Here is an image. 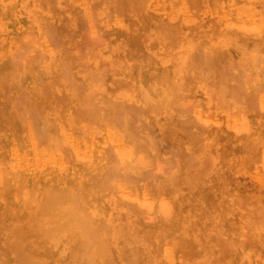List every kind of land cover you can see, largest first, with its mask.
<instances>
[{"label": "rangeland", "instance_id": "374dc122", "mask_svg": "<svg viewBox=\"0 0 264 264\" xmlns=\"http://www.w3.org/2000/svg\"><path fill=\"white\" fill-rule=\"evenodd\" d=\"M187 1L190 0H0V50L5 51L8 49L10 43L13 42V36H19V34L25 33L27 34V32H33V35L36 36L43 34L47 36L46 41L34 40L35 43L39 44L40 48L45 50L47 46L55 47L57 41L54 39V37H50L49 32L55 31V35L57 32L58 39H56H60L59 42L61 41V43H63H59V47L62 50L67 52L69 49L75 48L79 52L78 55L80 59L77 58V60L76 58H71L68 59L71 64L69 62V65H67V62L65 63L67 66L71 65L70 67L72 69L70 67L68 68L70 71H72L71 74L73 75L74 73L76 77V82L72 83V86L75 88H79L85 79L89 80L88 75L86 74L88 68H91L95 65L100 66V64H95L97 59L103 67L107 65L105 69H102V71L104 70L106 72L104 76L101 71V76L103 77H101L100 83L96 85L98 88L92 92V95L89 94V96V92L86 94L85 91H81L79 93L81 96L73 95L68 85L60 84L58 83V80L55 79L56 76L52 74L55 72L54 69H51V72L46 74L37 69L29 70L26 66L17 65V70L12 71L11 73L7 72V75L10 74L9 76H6L5 73V81L2 80V77L0 79V88L3 91L5 89H9V93L6 94L5 97H0V106L2 107L8 104V102L13 104L8 110L13 113L12 120L10 123H8L10 126L12 125V133H14L16 137L19 138L21 137L22 128L24 127L25 133H29L28 136H30V142L25 143L28 145L27 147L21 143V146L18 145V147L15 149H8V151L7 149L5 150L8 161L13 160L14 162H17L31 158L32 162L34 163L33 168L40 170L44 174H48L49 169H54L56 166H59L63 171L68 169L70 171L78 162L79 156H81L80 154L88 150H92L94 147H96V145H105L107 143V139L111 137L114 139L113 145L121 142V144L124 145L130 144L132 142L130 140H128L130 143L122 141L125 138V135L128 136V129H132V127H135L136 125L138 127L137 123L141 125L146 123L145 126L140 127L141 129L138 128L137 134L140 133V130H143V133H141L143 135L145 134V137L146 135L149 137L147 136L145 138L144 136L141 137L142 135L138 136L136 132H133L137 130L136 127L133 128V131L130 130L129 134L140 137L139 139L144 141V147L146 145V148L148 147L149 149L152 148L151 150H154V152H151V150H148L147 148V156L148 160H150L147 166H149L150 169L146 165L145 166L147 167L148 172H146V167H140L142 168L143 173L148 174V177H145L143 180L140 179H142L144 176H142V178L139 180H137L139 178L137 177L135 183L126 182V184L123 185V189L117 188L119 189L116 193L117 198L121 197L123 199H127V207H131L135 213H133V215L128 214L129 216H127V213L124 212L125 207L122 208L116 203L118 208L120 207L119 209H121L120 211L117 208V214H120L115 220L116 231L113 234L109 231L108 237L106 239V243L108 242L107 244H110L109 246L106 245V248L109 247L111 249V252L108 251L110 257L111 253L113 254L111 260L115 259L116 263L118 264H167V261L171 262V264H220V262L221 264H229L230 262L234 264L236 260L235 257L237 256V254H235L237 253L236 245L239 244L236 239L239 237V228H233L231 225L235 224L234 227L237 225V227H240V229L242 228V225H244L243 228L247 227L250 231L255 229V225L249 220V217H251L249 210H252V208L249 207V210H247L246 207L241 208L235 204H233L234 206L232 207L230 204L231 201L228 199L229 192H224L223 188L227 187L230 182H235L239 184L240 187H242L245 174L256 176L258 168L261 169L262 165L264 164V162H262L263 158L260 157L261 151L253 150L251 153L247 154V157L257 156L258 159H255L256 161H254L253 165L247 167H243L239 163V159H241L242 155L237 153L236 156L235 153L232 152L228 153L226 158L224 159L223 157L221 159L222 161L217 164V162L220 160V157H217V155L219 156V152L205 149L203 146L199 147L200 150L195 151L192 149L193 145L191 143L197 142V139L191 137L193 136L192 134L186 137L187 135L184 134L183 127L181 126L182 112H179L180 114L176 112L174 105L176 106L175 102L180 104L181 99L185 100L184 98H187V100L192 101L191 98L195 97V100L197 98V101L195 102V106L192 107L193 110L191 109L193 112H191V114L197 113L195 111V109H197L208 120L227 121L231 123L237 119L242 123L244 119L242 118L244 117L243 113L248 112L243 111L242 113L241 108L237 107L238 105L235 101L231 102L230 105L221 106L217 99H208L207 101L205 98H199V92H201L203 89L201 88V82H197L199 78L196 76L194 79L192 73H190L191 71L176 69V55H172L174 52L173 47H178L183 44L186 46L187 41L192 35H201V28L198 25L200 18L205 19L207 22L206 24L211 25L216 23V15H222L226 17L229 16V20L231 22L229 27L231 29L234 26H238L240 28L239 19H241V17L239 15V11L241 10L243 15L249 17L251 15L252 8L247 0H234L233 5L231 4V0H208L207 2L205 0H197L198 6L192 10H188L186 7ZM208 3L209 6H207ZM206 9H209L210 13H206ZM112 10H114V12ZM185 18H187V22L191 23L187 31H182L180 26L182 24L181 20ZM52 27L55 28V30H53ZM121 30H125L126 32L128 31L131 34L130 44H128L124 37L122 38H124L126 43L123 40L121 41ZM233 30L235 31L229 32L228 36L221 37L218 33H216V26L214 24V29L210 33L208 31V35L206 33L202 38H198L199 42H201L203 45L199 46L202 47V50L203 48H207L209 50L211 47L220 49L221 51L224 49L222 53H220L221 56L219 55V57H221L219 58V61H221L222 64H225L227 60L231 61L232 63H234V61L238 62L240 61L239 59L244 56L242 53H244L246 50L244 46H241V48L238 47L240 46V43L246 42V36L243 32L237 29ZM88 32H91V35H88ZM245 34L248 35L247 33ZM29 35L32 36L31 33ZM90 36H94L93 41L91 39L92 37ZM49 37L56 41L55 43V41L52 40L55 45H53V42L51 39H49ZM87 37H90V39ZM97 37L100 40L103 38V40H101L102 42H100ZM95 38L99 41L97 44H95V41H97ZM151 38H153V43L147 46L146 43L151 42ZM36 39L39 38L36 37ZM155 39H157L159 42H154ZM202 40H206V43L203 44ZM50 41L52 44H50ZM88 45H90V47ZM226 45H228V47ZM85 47L87 49L90 48V50L88 51ZM111 47L116 48L117 50L119 49L120 55H124V60L121 63L126 64V66L115 61L109 63L107 59L112 57L110 52ZM249 47L256 49L257 57L260 58L264 55V44L261 42L249 45ZM226 48L229 52H231V54H229V57L224 58L222 55L225 53ZM128 49L136 54L138 51L140 53L143 52L141 55L142 59H140L139 56H136L140 59L138 68L135 67L134 63L130 64L131 59H135L136 57H131L128 55ZM104 54L106 55L104 56ZM191 55V53H186L185 57ZM185 57L183 56V58ZM181 62L182 61L179 59L177 61V65L179 66ZM18 66L20 67L19 72ZM257 67L258 66L255 65V69ZM85 68L87 69L85 70ZM139 68H142L141 73L143 74V80L141 83L145 86H143V88L148 87L146 90L140 88L142 86L141 83H139L141 86H137L138 89L128 88L130 87L129 84L132 80V76H129L128 78L129 73ZM188 70H190L189 67ZM208 70L213 69L209 68ZM77 72L78 74H76ZM17 73L19 78L14 76L15 74L17 76ZM82 73L85 74L83 75ZM154 74L157 76H154L155 82L152 83L153 81H151V86L150 83H146V78H150L152 80ZM187 74L188 77H190V82L189 84L185 85L187 88L183 87V89L181 87L185 83L183 84L182 79L187 78ZM8 77H10V80L7 82L6 80H8ZM191 77L193 78L191 79ZM88 83L89 82H86V80L83 83V85H87L85 90L89 89ZM121 83H127V88H125L124 85L119 86ZM15 84L18 86V88ZM205 88L207 92L215 93V90L212 86L208 87L205 85ZM189 89L191 94L189 93ZM147 90H149L150 93ZM128 92L129 94H127ZM142 92L149 94V96L147 94L144 95ZM178 93L180 95H184V98L179 96ZM97 94L102 96H100L102 98L101 101H99L100 97H97ZM151 94L153 97L151 96L152 98H149ZM19 95L22 96L21 100H23L20 102L22 104H20L17 100ZM93 95H95L96 101L94 98L90 99V96ZM188 95H190V99L188 98ZM248 95L249 93L247 91L246 96ZM257 95L258 97H264V91L259 92ZM77 96H79V98ZM92 99L96 107H101V109L94 108L96 111H105L102 113L103 117L105 113L110 115H105L107 120L105 117H100V113L92 110L94 107ZM89 100H91L93 103H91L92 105H90L88 102ZM34 102H37V105H35ZM116 102H118L117 104L119 105H116L118 109L119 107H122V109H119V111L115 107ZM97 103H102L103 107L101 104H98L99 106H97ZM169 103H171V107L169 106ZM186 103V100L182 101L181 106L183 109ZM111 107H115V109ZM21 109L22 112H24V119L26 118V121L23 119L26 122H23V125L19 124V110L21 111ZM123 109L126 113L128 110V113L130 114H132V111H134V116H131L128 113L127 116H136L134 119L139 121L137 122L134 120V123H130L129 126L127 125V130H119L121 128L120 123L122 120L124 121L125 118L124 117L121 119L120 116L126 115ZM112 110H114L116 114H114ZM120 111H123L122 113L125 115H123ZM32 112L34 113L32 114ZM15 114H17V117ZM94 114L95 116L99 115L100 118L98 116L95 117ZM31 115H34V118ZM69 115L71 117H75L76 115L75 118H72L74 121H72V119L67 121L69 120L67 119ZM114 115L117 117H114ZM251 115H254V113H251ZM97 117L99 118L98 120L96 119ZM93 118L94 120H92ZM113 118L118 119L117 121L119 122L118 125H120V128H117L118 122H115L116 120L114 121L116 126L113 124ZM75 119L77 120V123L75 122ZM109 119H111V121ZM131 119V121H133V118ZM65 120L67 122H65ZM140 120H142L143 123H140ZM29 121H34L35 123L32 122V124H29ZM104 121H107L106 123H111L106 124ZM15 122H17V124H14ZM33 124H35V126ZM86 125L87 128L84 127ZM2 129H7L8 135L7 125L0 123V130ZM38 129L40 131H38ZM111 130L116 132L113 133ZM43 131L49 136L47 137L46 134L44 135ZM94 131L96 133H94ZM40 132L42 135H40L41 138L36 136V134H39ZM71 132L73 134H70ZM131 132H133V134H131ZM202 133L206 134L205 129L202 130ZM62 135L64 138H62ZM152 135L154 136L152 137ZM150 136L155 138L152 139ZM42 138L45 141L42 140ZM47 138L50 139L51 143H49L50 141H48ZM143 138L147 140L145 141ZM149 138L150 141L154 140L152 143L155 144V148H153L154 145L149 142ZM183 140H185V144L183 143ZM52 141H57V144L54 142V145ZM35 142L36 145L41 144V146L37 145L36 147ZM147 142L149 144H147ZM45 144L47 145L45 146ZM49 145L54 146L51 148ZM67 145H69V147ZM150 145L151 147H149ZM223 145L226 151L229 146L226 143H223ZM35 147L38 148L36 149L37 151L35 150ZM53 147L57 149L54 150ZM71 147L72 150H70ZM179 147V150L182 154L179 157H174L177 156V153L180 154L178 150ZM27 149H29V151H27ZM38 151L40 152L39 156H37L39 154ZM41 153L44 154L42 155ZM78 153L80 154L77 157ZM152 153L155 155L153 156ZM161 153L163 154L161 155ZM244 154H246V152H244ZM149 155L151 157L150 159ZM258 157H260L261 161ZM160 158L165 159L159 160ZM185 158H187L186 161ZM213 161L215 163H213ZM17 174L15 176H17ZM146 174L144 175L147 176ZM20 175L21 171H19L17 178L15 176H11L12 179H6L5 185L14 189L16 185L15 180L18 181L21 178ZM22 189L23 192H25V190L28 191L25 184L23 186L21 185L20 192H22ZM29 192L32 193V191ZM46 195L47 193L43 194L41 197V202H39L43 206H47L46 204H49V201L51 202V197L47 195L50 198V200H48L49 198L47 199ZM130 197L133 199H130ZM219 201H221V204H219ZM39 203L38 205L40 206L41 204ZM51 203L55 204V202ZM161 203L170 205L165 211L167 212L171 210L169 214H166L165 216L161 215L159 208ZM80 206L82 205L80 204ZM82 207L84 209V206ZM145 209L146 213L148 212L146 215ZM45 210L47 209L44 208L43 211ZM109 214L107 216H109ZM46 215L48 214L44 212L45 218L43 217L40 219L38 217L39 222L37 221L38 225L36 224V227L41 225V229H45V226L49 222ZM143 215L144 217H147L145 220ZM163 217L165 218L166 227L160 225V220ZM137 219H140V222L138 223H142V227L134 228L133 226L127 224V221H133ZM44 220H47V223ZM108 227L110 228V226ZM108 230H112V228ZM157 231H159V239L155 238ZM62 232L63 230L59 232L57 237H59V235L62 236ZM66 233L67 235L64 234L65 237H63L64 235L62 236V240L59 239L60 242L58 240L60 246L64 244L63 241H67V243H69L68 239L72 238V236L68 235V232ZM51 237H53V235H51ZM203 237L207 240H204ZM132 238L133 241H138L139 244L136 245L137 243L135 244V242H131ZM209 238H211V240H209ZM223 238H226L227 241H224ZM197 239H199L198 241L203 242L199 243ZM54 241L56 242L57 240ZM54 241L48 242L46 240L48 243V249L52 246L58 245V242L54 244ZM228 241H230V246L228 245L222 249V254L219 260L215 258L212 260L205 259V255L203 253H205L208 248L209 251H212V249H221L222 245L224 246V244ZM250 241H252L251 238L242 241V246L248 253V259L244 263L264 264L262 263L263 261L258 260L255 256V253L259 251L261 246L258 244V247L255 248L250 243ZM1 244L2 240L0 239V245ZM200 244L204 245V247H201ZM192 253H194V255H192ZM214 261L220 262L217 263ZM237 261L241 263L243 262L239 260V258L236 260V262ZM6 263L8 264L7 261Z\"/></svg>", "mask_w": 264, "mask_h": 264}, {"label": "bare ground", "instance_id": "6f19581e", "mask_svg": "<svg viewBox=\"0 0 264 264\" xmlns=\"http://www.w3.org/2000/svg\"><path fill=\"white\" fill-rule=\"evenodd\" d=\"M205 1L207 2L208 0H205ZM247 1H248L249 5H251V8H252L251 9V15L249 17H247V16L242 14L241 10L239 11V15L241 17V19H239L240 28L238 26H234L231 29L229 27V25L231 23L229 20L230 19L229 16L226 17V16L215 14L217 16L216 23H214L216 26V33H218L221 37L228 36L229 32L235 31L233 29H237V30L243 32L244 35L246 36V42L240 43L239 47L237 46L238 48H241V46H244L246 48L244 53H242V54H244V56L241 59H239L240 57L238 58L240 61H238V62L234 61V63H232L231 61L227 60V62L225 64H222L221 61H219V58H221V57H219V55L221 56L220 53H222V51L224 49H222V51H221L220 49H216V48L211 47L209 50L207 48H205V49L203 48V50H202V47H200V46H203V45L201 44V42H199L198 38H202L203 35L206 33L208 35L214 29V24L208 25V24H206L207 22L205 21V19H202V18H200V21H198V25L201 28V35L200 36H197L195 34L192 35L189 38V40L187 41L186 46H185V44H183V45H180L178 47H173L174 52L172 53V55H176V58H175V60H176L175 64L177 67L176 69H183V70L191 71L190 73H192V76L194 77V79L196 76L199 78L197 82L198 83L201 82V84H202L201 88H203L201 90V92H199V95H198L199 98H201V99L205 98L207 101H208V99H217L220 102L221 106L222 105H230L231 102L235 101L238 105L237 107L241 108L242 113H243V111L248 112V113H243L244 117H242V118H244V119H243L242 123L239 122L238 119L232 123L227 122V121L208 120L197 109H195V111L197 113L191 114V112L193 110L192 107L195 106V102L197 101V98L195 100V97L191 98L190 95H188V98L189 99L191 98V100H192V101H189V100H187V98L183 97L184 95H180L178 93L179 96L183 97L187 101V103L185 104L184 109H183L181 104H182V101H185V100L181 99L180 104H177L175 102L176 106L174 105V108L176 109V112H178V113L182 112L183 117L181 115V126L183 127L184 134L187 135L186 137H188V135L192 134L193 136H191V137L197 139V142L191 143L193 145L192 149L195 151L200 150L199 147L203 146L205 149L215 150V151L219 152V156L217 155V157H220V160L217 162V164L222 161L221 159L223 157L225 159L228 153H230V152L235 153L236 156H237V153H239L240 155H242L241 159H239V163L243 167L253 165L254 161L258 160L257 156L247 157V154L251 153L253 150L261 151L260 157L263 158L262 162H264V97H258V95H257L259 92L264 91V55L260 58L257 57L256 56L257 55L256 49L249 47V45H253L257 42H261L262 44H264V0H247ZM186 3H187L186 7L188 10L189 9L192 10L193 8L198 6L197 0H190V1H187ZM233 3H234V0L233 1L231 0L232 5H233ZM107 5H108V2H107ZM207 6H209V3ZM133 8H134V6H133ZM104 10H105V7H104ZM112 11L114 12V10H112ZM90 13H91V11H90ZM206 13H210L209 9H206ZM205 15H207V14H205ZM138 20H139V18H138ZM181 21H182V24L180 26H181L182 31H187L191 22H187V18L182 19ZM202 27H204V28H202ZM52 29L55 30V28H53V27H52ZM208 31H209V33H208ZM30 33L32 36L29 35ZM88 33H89L88 35H91L90 34L91 32H88ZM245 33H247L248 35H246ZM49 34H50V37H54V39L57 41L58 44L56 43V41L54 39L49 37V39H51V41L52 40L55 41L56 46L55 47L47 46V48H46L47 50L40 48L39 44L35 43V41H46L47 36L45 34L36 36V35H33V32H29V33L27 32V34L25 33V34H19V36L18 35L13 36V39H12L13 42L10 43L8 49H6L5 51L0 50V79L2 77V80L5 81V79H4L5 73H6V76H9L10 74L8 73L9 75H7V72L11 73L12 71L17 70V68H16L17 65L26 66L27 69H29V70L30 69H37V70H40L46 74H49L51 72V69H54L55 72L52 74L56 76L55 79L58 80V83H60V84L68 85V87H69V89L73 95H80L81 96V94H79L81 91H85L86 94L89 92L88 96H89V94L92 95V92L98 88L96 85L98 83H100L101 77H103L105 75L106 72L103 70L104 71V73H103L102 69H105V67L107 65L105 67H103L102 64L98 61V59H97V62L95 64H100V66L95 65V66L91 67L88 64L91 68H88V69L85 68V70L87 69L86 74L88 75L89 80L85 79L84 77L83 78L86 80V82L87 81L89 82L88 83L89 89L85 90L86 86H87V85L86 86L83 85L85 80L83 81L82 85L79 88L73 87L72 83L76 82V80H75L76 77H75L74 73H73L74 76L71 74L72 71H70V69L68 68L71 65L67 66L70 63L68 59L79 58V55H78L79 52L75 48L69 49V51L65 52L64 50H62L59 47L60 46L59 43H61V41L59 42L60 39L57 40L58 39L57 38L58 37L57 32H56V35H55V31H50ZM121 34H122L121 41L126 40L128 42V44H130L131 34L128 31L126 32L125 30H121ZM148 34H149V32H148ZM36 37H38L39 39H36ZM90 37H92V36H90ZM90 37H87V38L90 39ZM93 37L91 38L92 41H93ZM98 37H97V39H99ZM122 37H124L125 40ZM97 39L95 38V40H97ZM152 39L153 38H151V40ZM101 40H103V38ZM101 40H100V42H102ZM126 41H125V43H126ZM52 42L50 44H52ZM95 42H96L95 44H97V42H99V41L97 40ZM154 42H159V41L157 39H155ZM202 42H203V44H205L206 40H202ZM222 42H223V40H222ZM55 43L53 42V45H55ZM152 43H153V40L149 43H146V45L149 46ZM61 44H63V43H61ZM217 44H218V42H217ZM224 44H226V43H224ZM88 46L90 47V45H88ZM226 46L228 47V45H226ZM87 50L89 51L90 48ZM99 50H100V48H99ZM120 50H121V48H120ZM161 50H162V48H161ZM175 50H177V51H175ZM236 51H238V50H236ZM100 52H102V51H100ZM110 52L112 54V57L107 59L109 61V63H112L113 61L120 62V63L123 62L124 55L123 54L120 55L119 49L117 50L116 48L111 47ZM186 53H191L192 55L185 57ZM88 54H90V53H88ZM142 54H143V52L140 53L138 51L136 54V53H133L130 49H128V55H130L131 57L139 56L140 59H142V57H141ZM229 54H231V52H229L226 48V51L222 55V57L227 58V57H229ZM98 55H97V57H98ZM100 55H102V54H100ZM105 55L106 54H104V56ZM261 55H262V53H261ZM92 56H93V54H92ZM183 56L185 58H183ZM140 59L138 57H136L135 59L132 58L130 64L134 63L135 67L138 68L139 63H140ZM158 59H160V58H158ZM179 59L182 62L178 66L177 61ZM66 62L67 63L69 62V63L66 65L65 64ZM122 64L123 63H121V65ZM123 65L126 66V64H123ZM255 65L258 66L256 69H255ZM66 67L69 69V71ZM121 67L124 68L123 66H121ZM188 67L190 70H188ZM18 68H19L18 69V72H19L20 67L18 66ZM142 68L136 69L133 72L129 73L128 78H129V76H132V80H131V83L129 84L130 87H128V88L138 89L137 86L143 80V74L141 73ZM209 68H212L213 70H208ZM77 70H78V68H77ZM101 71H102L103 76H101L102 75ZM187 73H189V72H187ZM76 74H78V72ZM183 74H185V73H183ZM14 76L19 78L18 73H17V76H16V74ZM154 76L156 77L157 75L154 74L152 77V80L150 78H146L147 79L146 83H150L152 86V83L155 82ZM186 76H187V78H185L186 80L182 79L183 84L184 83L185 84L181 88H183V87L185 88L186 87L185 85L189 84V82H190V77H188V74ZM193 77H191V79ZM47 79H48V77H47ZM9 80H10V77H8V80H6V81L8 82ZM151 81H153V82L151 83ZM43 83H45V82H43ZM45 85H48V84H45ZM123 85L125 86V88H127L126 86H128L127 83L119 84V86H123ZM205 85L208 87L212 86L215 90V93L207 92ZM139 86H141V85H139ZM143 86L144 85L142 84V86L140 88L142 89ZM16 87L18 88L17 85H16ZM146 88H148V87H146ZM146 88H143V89L146 90ZM150 88H152V87H150ZM194 90H195V88H194ZM147 91L149 92V90H147ZM147 91H145V92H147ZM247 91L249 93L248 96H246ZM124 92H126V91H124ZM171 92H172V90H171ZM8 93H9V89L8 90L5 89L3 91L0 88V97H2V96L5 97V95ZM147 93H143V94L146 95ZM189 93H190V89H189ZM127 94H129V92ZM85 95H84V97H85ZM95 95L90 96V99L94 98V100H95ZM97 95H98L97 97L101 96V95L99 96V94H97ZM147 95L149 96V94H147ZM19 96L17 97V100L20 103V102H22L23 99L21 100L22 96H20V97ZM151 96L153 97V95L151 94L149 98H152ZM185 96H187V95H185ZM77 97L79 98V96H77ZM101 97H100L99 101H101V99H102ZM123 97H124V95H123ZM174 98H176V97H174ZM34 99H32V100H34ZM86 99H87V97H86ZM143 99H146V98H143ZM32 100H30V101H32ZM83 100L86 101L85 99H83ZM0 101H1V98H0ZM34 101H36V100H34ZM81 101H82V99H81ZM88 102L90 103V105H92L94 103L93 99H92L93 103L91 102V100H89ZM118 102H116L115 107H116V105L119 106L117 104ZM200 102H201V100H200ZM171 103H172V101H171ZM171 103H169L170 107L172 106V105H170ZM20 104H22V103H20ZM34 104L37 105V102H34ZM98 104L102 105V103H97V106H99ZM119 104H120V102H119ZM12 105L13 104L8 102V104H6L2 107L0 106V123L3 125H7V128H8V135H7V129L0 130V239L2 240V244L0 245V264H7L6 261L8 262V264H118V263H116L115 259L111 260V257L113 256V254L111 253V257H110L108 251H110L111 249L109 247H107L109 249L106 248V245L109 246L110 244H107L108 242L106 243V239L108 237L109 231L112 234L116 231L115 220H116L117 216L120 214V213L117 214L118 205H120L122 208L125 207L124 212L127 213V216H129L128 214L133 215V213H135L131 207H127V204H126L127 199H123L121 197L117 198V194H116L117 191L119 189H123L124 188L123 185H125L126 182L135 183L137 177H139L137 180L142 178V176H144V177L140 180H143L145 177H148V174L143 173L142 168H140V167H142V166L146 167L147 166L148 162L150 161V160H148V156H147L148 150H151L152 148L149 149L147 147L148 148V150H147L146 145H145V147L143 146L144 141L139 139L140 137L129 134L130 130L133 131V128H135V127L137 130L133 131V132H136V134H137L138 128L141 129L140 127L145 126L146 123L144 124L142 122V120H140L141 121L140 123H143L142 125L137 123L138 124V127H137V125L135 126V124H136L135 123L134 124L135 127L130 126V127H132V129L131 128L128 129L127 125L129 126L130 123H134V120H136L134 118L136 116L130 117V115L134 116L133 115L134 111H132V114H130V113H128V110H127V113L130 115L127 116V113L123 109V111L125 112L126 115L124 113H122L123 111H120L123 115H125V116H120L121 119H123L125 117L124 121L122 120L120 123L121 128L119 127L120 125H118L119 122L117 121L118 120L117 118L116 119L113 118L114 119L113 124H114V121L116 120L115 122H118L117 128H120L119 130H121V129H124V130L128 129L129 130L128 136L124 134L125 138L122 141L129 142L128 140H130V141H132L131 143L129 142L130 144L124 145V144H121L122 143L121 142V143H116L115 145H113L114 139L110 136L111 138L107 139V141H106L107 143L105 145H102V146L96 145V147H94L92 150H88L82 154L78 153L77 157L79 154L81 156H79L78 162L75 164V167H73L70 171H69V169L66 171H63L62 169H60L59 166H56V167H54V169H49L48 174H44L40 170H36L33 168L34 163L32 162L31 158H27L24 161L14 162L13 160L8 161V159L6 157V153H5L6 149H7V151H8V149H15L16 147H18V145L21 146V143H23V145L27 147L28 145H26L25 143L30 142V136H28L29 133H25L24 127L22 128L21 137L18 138V137H16V135L14 133H12L13 132L12 125L10 126L8 124V123H10V121L12 120V117H13V113L11 111H8L9 107ZM90 105H89V107H90ZM93 106H92L93 111H96V109H101V107H99V108L96 107L95 103ZM102 107H103V105H102ZM115 107H111V108L115 109ZM94 108H96V109H94ZM119 109L121 110L122 107H119ZM119 109L117 108L118 111H119ZM112 111L114 114H116L114 112V110H112ZM19 112H20L19 113V124L23 125V122L26 123L25 122L26 118L24 119V112H22V109H21V111L19 110ZM96 112L100 113L99 114L100 117L102 116V118L105 117V119H106L105 115H107V114L105 113L104 117L102 114L105 111L101 112V110H98ZM120 112H119V114H120ZM129 112H130V110H129ZM170 112H171V110H170ZM33 113L34 112H32V114ZM251 113H254V115H251ZM95 114H94V116H95ZM170 114H172V113H170ZM15 115L17 117V114H15ZM35 115H36V113H35ZM99 115H96V116L99 117ZM135 115H136V113H135ZM31 116L34 118V115H31ZM68 117H71V116L69 115ZM68 117H67V119H69V120H67V119L66 120L70 121V119H72L74 116L71 118H68ZM75 117H76V115H75ZM98 117L96 118L97 120L100 118V117L99 118ZM112 117H113V115H112ZM112 117H111V119H112ZM114 117H117V116L114 115ZM131 118H133V121H131L132 120ZM111 119H109V120L111 121ZM61 120H63V119H61ZM66 120H65V122H67ZM92 120H94V118ZM72 121H74V119H72ZM76 121L77 120L75 119V122ZM32 122H34V121H31V122L29 121L28 123L32 124ZM65 122H64V124H65ZM137 122H139V121H137ZM96 123H97V121H96ZM110 123H106V124H110ZM14 124H17V122H15ZM33 125L35 126V124H33ZM114 125H112V126H114ZM30 127H31V125H30ZM74 127H77V126H74ZM84 127L87 128V125ZM97 127H98V125H97ZM100 127H102V126H100ZM65 128H66V126H65ZM95 129H96V127H95ZM203 129H205L206 134L202 133ZM30 130H31V128H30ZM38 131H40V130L38 129ZM66 131H67V128H66ZM97 131H100V130H97ZM142 131L140 130V133ZM41 132L39 134H36V136L41 138V136H42ZM114 132H116V131H114ZM133 132H131V134H133ZM43 133H44V131H43ZM94 133H96V132L94 131ZM140 133H138L137 135L138 136L142 135L141 137H143L145 135V134L144 135L142 134L143 132L141 134ZM31 134H32V132H31ZM45 134L46 133H44V135ZM70 134H73V133L71 132ZM36 136H35V138H36ZM46 136L48 137L49 135L46 134ZM147 136L148 135H146V137ZM153 136L154 135H152V137ZM152 137L150 136V138H152ZM62 138H64L63 135H62ZM145 138H143V139H145ZM150 138H149V142L152 143L154 140L150 141ZM154 138H152V139H154ZM42 140H44V139L42 138ZM146 140L147 139H145V141ZM40 141H41V139H40ZM48 141H50V139H48ZM71 141H73V140H71ZM184 141L185 140H183V143L185 144ZM52 142L54 144V142L56 143L57 141H52ZM156 142H157V140H156ZM49 143H51V141ZM183 143H181V144H183ZM223 143H226L229 146L226 149V151H225ZM147 144H149V143L147 142ZM35 145H36V142H35ZM37 145L41 146V144H37ZM37 145H36V147H37ZM46 145L47 144H45V146ZM54 145H52V146H54ZM61 145H62V143H61ZM69 145H67V146L69 147ZM153 145H154L153 148H155V144H153ZM156 145H157V143H156ZM49 146H51V145H49ZM52 146H51V148H52ZM59 146H60V144H59ZM36 147H35V150L38 149ZM149 147H151V145ZM55 149H57V148H54V150ZM179 149H180V147L178 148V150ZM181 149H182V146H181ZM70 150H72V147ZM27 151H29V149H27ZM151 152H154V150H151ZM179 152H180V150H179ZM244 152H246V154H244ZM49 154H50V150H49ZM155 154H156V152H155ZM162 154L163 153H161V155ZM181 154H182L181 152H180V154L177 153L176 154L177 156H174V157H179ZM39 155H40V152L37 156H39ZM152 155H153V153H152ZM260 157H258V158L260 159ZM150 158L151 157L149 155V159ZM156 159H157V157H156ZM164 159L160 158L159 160H164ZM154 160H155V158H154ZM186 160H187V158H185V161ZM260 161H261V159H260ZM151 162H150V164H151ZM257 162H259V161H257ZM157 163H159V162H157ZM213 163H215V162L213 161ZM147 167L149 168V166H147ZM147 167H146V170H147L146 172H148ZM19 171H21V175H20L21 178L18 181H16L15 179L18 177ZM144 172H145V170H144ZM16 174H17V176H15ZM144 174H146L147 176H145ZM11 176L16 177V178L14 177L15 178L14 180L16 182L14 189H12V187H8L7 185H5L6 179H10ZM24 184L26 185L28 191L25 190V192H23V189H22V192H20L21 185L23 186ZM117 188H119V189H117ZM29 191H32V193H30ZM223 191L229 192V198L228 199L231 201L230 204L232 207L234 206L233 204H235L236 206H238V207L240 206L241 208L246 207L247 210H249L248 209L249 207L252 208V210H249L250 214H251L250 215L251 217H249V220L252 224L255 225V229L252 231H250L247 227L243 228L244 225H242V224H241L242 225L241 229H240V227H237V225L234 227L235 224L231 225V227H233V228H237V229L239 228L238 229L239 230V232H238L239 237L236 238L239 244L236 245L237 253H235V254H237V256L235 258H236V260H238V258H239V260L243 261L241 263L238 261L236 262V260H235L234 264H243L248 259V253L246 252L245 248L242 246V243H243L242 241L245 239H248V238L252 239V241H250V243L255 248L258 247V244L261 246L259 251H257L255 253V256L257 257L258 260L263 261L262 263H264V237H262V236H264V164L262 165L261 169L258 168V171L256 172V176H253L250 174H247V175L245 174V179H244V183L242 184V187H240L239 184H237L235 182H230L227 185V187L223 188ZM46 193H47V195H49V197H51V202H55V204H52L49 201V204H46L47 206H43L41 203H39V202H41L42 195L46 194ZM49 197L47 196V199ZM130 199H133V198L130 197ZM48 200H50V198ZM129 202H131V201H129ZM224 202H226V201H224ZM38 203L41 204L42 206L41 205L39 206ZM116 203L118 205H116ZM80 204L82 206H84V209L82 206H80ZM132 204H133V202H132ZM219 204H221V201H219ZM169 206L170 205L166 204V203H161L159 205L160 213L162 216H165L166 214H169L171 212V210L165 212L166 208H168ZM44 208H46L47 210L43 211ZM119 208H118V210L121 211V209H119ZM173 210H172V212H173ZM227 210H229V209H227ZM44 212L48 214L46 216L48 217L47 220H49V222L45 226L44 230L41 229V225H39L40 228H39V226H37L41 230L40 231L36 227V224L38 225V222H39L38 217L40 219L44 217ZM147 213H146V209H145V215ZM108 214H109V216H107ZM143 214H144V212H143ZM127 218H129V217H127ZM143 218L145 220V218H147V217H144V215H143ZM241 218H242V216H241ZM160 221H161L160 225L163 227H166L165 218L163 217ZM138 222H140V219L133 220V221L129 220V221H127V224L133 226L134 228L142 227L143 224L142 223L139 224ZM251 223H249V224H251ZM108 226H110V228H112V230H108V229H110ZM222 228H224V227H222ZM59 230H61V231L63 230L62 236L64 234L67 235L66 232L69 233L68 235L72 236V238L68 239L69 243H67V241H63L64 244L62 246L59 245L60 240H62L61 239L62 236L59 235L60 238L57 237L59 232H61ZM57 231H59V232H57ZM51 235H53V237H55V238L51 237ZM65 235L63 237H65ZM157 235L155 236V238L159 239V231H157ZM208 235H209V233H208ZM234 235H235V233H234ZM236 235H237V233H236ZM68 238H69V236H68ZM46 240L48 242L54 241V240H57L56 242H58V240H59V242H58V245L56 244L57 246H52L51 248L48 249V247H47L48 243L46 242ZM198 240L199 239H197V241ZM204 240H207V239L204 238ZM209 240H211V238H209ZM223 240L225 241L226 238H223ZM132 241H133V238H132L131 242ZM56 242L54 241V244ZM133 242H135V241H133ZM198 242L202 243L203 241H198ZM135 244L138 245L139 244L138 241L135 242ZM229 244H230V241L225 243L224 246L222 245V248L218 249V250L212 249V251H209V248H208V250L205 253H203L205 255V259H211L212 260L213 258H215V259L219 260L221 257V254H222V249L224 247L228 246ZM49 245H50V243H49ZM130 245H132V244H130ZM200 245H201V247H204V245H202V244H200ZM194 246H195V244H194ZM131 252H134V251H131ZM192 255H194V253H192ZM187 256H188V254H187ZM135 257H137V256H135ZM214 262L219 263L220 261H214ZM167 264H171V262L167 261ZM220 264H221V262H220ZM229 264H232V263L230 262Z\"/></svg>", "mask_w": 264, "mask_h": 264}]
</instances>
